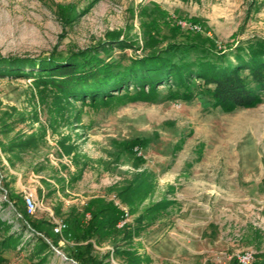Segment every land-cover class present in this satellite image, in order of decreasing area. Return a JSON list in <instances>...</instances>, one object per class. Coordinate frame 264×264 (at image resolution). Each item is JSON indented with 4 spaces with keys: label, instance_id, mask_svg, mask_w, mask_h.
<instances>
[{
    "label": "rangeland",
    "instance_id": "obj_1",
    "mask_svg": "<svg viewBox=\"0 0 264 264\" xmlns=\"http://www.w3.org/2000/svg\"><path fill=\"white\" fill-rule=\"evenodd\" d=\"M155 19L168 24L152 30ZM178 20L220 48L264 39V0H0V58H61L117 35L133 45L100 57L120 60L142 55L149 32L158 48L182 42ZM22 69L0 74V164L16 191L11 200L0 191V243L19 238L0 244V264H74L75 240L56 247L29 226L86 223L90 205L103 217L111 205L127 213V229L90 239L94 264H264V100L230 112L204 96L54 104L51 86L42 91L32 68ZM135 140L133 152L124 148ZM44 179L59 193L47 196ZM137 184L132 204L122 203L120 191ZM28 194L37 210L20 218Z\"/></svg>",
    "mask_w": 264,
    "mask_h": 264
},
{
    "label": "trees",
    "instance_id": "obj_2",
    "mask_svg": "<svg viewBox=\"0 0 264 264\" xmlns=\"http://www.w3.org/2000/svg\"><path fill=\"white\" fill-rule=\"evenodd\" d=\"M164 22L168 24L164 19H155L151 29ZM174 30V34L186 32L182 42H171L158 48L162 41L149 32L144 38L142 55H124L120 60L112 61L101 58L100 53L108 52L113 45L121 49L133 45L131 40L121 39L116 35L108 37L95 47L61 58L49 57L40 61L29 58H0V74L21 76L25 74L22 68H32L30 73L43 84L42 91H48L50 86L53 89L54 104L70 102L71 99L83 102L88 100L92 105L104 106L111 102L123 105L130 101L189 102L204 96L211 101L212 107L230 112L237 108H253L263 102L264 39H248L220 48L211 39L196 37L195 34L199 32L184 31L179 25ZM7 66H13V69H8ZM140 145L135 140L125 143L124 148L133 152ZM134 153L137 155V151ZM140 188L141 185L137 184L121 190L119 198L122 203L130 206ZM22 203L21 217H32L28 214L23 199ZM91 206L88 208V222L83 223L76 218L74 221L70 220L69 225L65 222L68 228L63 235L56 234L54 225L51 226L45 221H35L29 228L34 233H42L43 226L49 225L54 246L58 247L61 239L76 241L74 264H94L90 239L109 230L121 232L127 224L119 226L125 216L120 208L111 205L112 213L103 217L101 209ZM159 210L151 209L147 213L151 215ZM18 241L19 238L11 234L0 244L4 245L5 250L6 246ZM45 244L50 250L49 244Z\"/></svg>",
    "mask_w": 264,
    "mask_h": 264
},
{
    "label": "crops",
    "instance_id": "obj_3",
    "mask_svg": "<svg viewBox=\"0 0 264 264\" xmlns=\"http://www.w3.org/2000/svg\"><path fill=\"white\" fill-rule=\"evenodd\" d=\"M8 165H9V167L11 169L12 168V164H8ZM42 182H43V184H45V188L44 189L46 191V195L47 196H51V195H53L55 193L56 194L59 193V190H57V189L55 190V187L53 186V184H51V181L49 179L48 180L44 179ZM14 183H15V176H12V175L8 174L7 172H5V169H3L2 165L0 164V191L2 189L4 191V193L7 195V197H10V200H11V198L13 199V197L16 194V191H15V189L13 187ZM1 184H2V186H1ZM42 186H44V185H42ZM19 215H20V218H21V214H19ZM0 220H1V218H0ZM41 220L45 221L46 223L50 224L51 226L53 225L51 223V220H47L46 218L41 219ZM51 231L52 230H51V227H49V225L43 226V230H42V233L40 235L44 236L46 238V240L49 239V238L51 239L53 237Z\"/></svg>",
    "mask_w": 264,
    "mask_h": 264
},
{
    "label": "built area",
    "instance_id": "obj_4",
    "mask_svg": "<svg viewBox=\"0 0 264 264\" xmlns=\"http://www.w3.org/2000/svg\"><path fill=\"white\" fill-rule=\"evenodd\" d=\"M178 25L182 28L184 31H194V32H200L201 27L198 24L194 23H187L182 20H178ZM26 210L29 215L33 216L37 210V202L32 194L24 195L23 197ZM124 211V210H123ZM125 212V211H124ZM127 213L125 212V216ZM123 223H121L119 226H121ZM68 228L67 224L64 221H58L54 224V232L58 235H63L64 231ZM250 259V255L246 254L244 255L240 261L242 263H248Z\"/></svg>",
    "mask_w": 264,
    "mask_h": 264
}]
</instances>
